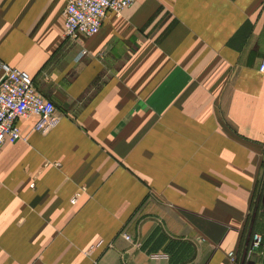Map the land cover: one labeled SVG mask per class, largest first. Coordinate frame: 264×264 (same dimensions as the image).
<instances>
[{"label": "crops", "instance_id": "crops-1", "mask_svg": "<svg viewBox=\"0 0 264 264\" xmlns=\"http://www.w3.org/2000/svg\"><path fill=\"white\" fill-rule=\"evenodd\" d=\"M65 3L0 0V60L55 107L0 144V264H264V0H134L78 38Z\"/></svg>", "mask_w": 264, "mask_h": 264}, {"label": "built area", "instance_id": "built-area-1", "mask_svg": "<svg viewBox=\"0 0 264 264\" xmlns=\"http://www.w3.org/2000/svg\"><path fill=\"white\" fill-rule=\"evenodd\" d=\"M134 0H66L63 7V33L65 37L78 38L95 33L107 14L118 15ZM264 70V61L259 65ZM55 107L33 84L31 75L0 60V144L4 140L19 138L17 120L35 115L33 129L43 130L49 123ZM128 237L127 234H123ZM261 236L253 232L248 252L258 251ZM228 254L232 257L231 252Z\"/></svg>", "mask_w": 264, "mask_h": 264}, {"label": "trees", "instance_id": "trees-1", "mask_svg": "<svg viewBox=\"0 0 264 264\" xmlns=\"http://www.w3.org/2000/svg\"><path fill=\"white\" fill-rule=\"evenodd\" d=\"M241 247H242L241 251H244L245 249H247V247H248L247 242L244 241V243L242 244Z\"/></svg>", "mask_w": 264, "mask_h": 264}]
</instances>
